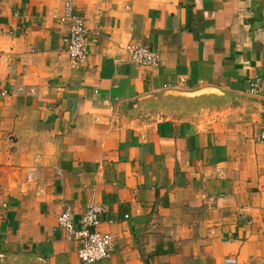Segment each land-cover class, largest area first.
<instances>
[{"label":"crops","instance_id":"crops-1","mask_svg":"<svg viewBox=\"0 0 264 264\" xmlns=\"http://www.w3.org/2000/svg\"><path fill=\"white\" fill-rule=\"evenodd\" d=\"M202 88L221 95H169ZM262 130L264 0H0V264H81L57 217L92 205L112 239L92 264H264Z\"/></svg>","mask_w":264,"mask_h":264},{"label":"built area","instance_id":"built-area-1","mask_svg":"<svg viewBox=\"0 0 264 264\" xmlns=\"http://www.w3.org/2000/svg\"><path fill=\"white\" fill-rule=\"evenodd\" d=\"M59 21L67 26V35L64 38L66 52L71 68H76L86 57L87 30L84 19L74 12L71 2L66 1ZM125 50L129 59L138 65L155 68L159 64L158 55L146 47L129 44L125 46ZM258 88V80L249 83L250 93H257ZM257 141L264 143V130L258 134ZM35 179L34 174L26 176L27 181ZM102 213L101 206H88L79 222V228L73 226L69 210L63 211L57 217L58 226L64 229L67 237L78 242L77 255L81 264H92L110 257L111 236L98 229L99 216ZM224 264H236V260L228 258L224 260Z\"/></svg>","mask_w":264,"mask_h":264},{"label":"water","instance_id":"water-1","mask_svg":"<svg viewBox=\"0 0 264 264\" xmlns=\"http://www.w3.org/2000/svg\"><path fill=\"white\" fill-rule=\"evenodd\" d=\"M169 95L177 97V99L181 100V103L185 104L188 102H197L211 96L218 97L221 95V92L214 88H202L193 92L172 91Z\"/></svg>","mask_w":264,"mask_h":264}]
</instances>
